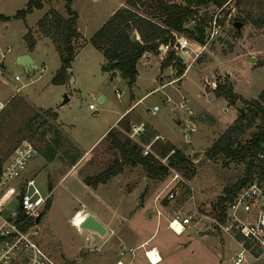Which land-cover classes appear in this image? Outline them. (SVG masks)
I'll list each match as a JSON object with an SVG mask.
<instances>
[{
	"label": "rangeland",
	"instance_id": "rangeland-1",
	"mask_svg": "<svg viewBox=\"0 0 264 264\" xmlns=\"http://www.w3.org/2000/svg\"><path fill=\"white\" fill-rule=\"evenodd\" d=\"M27 1L0 0V103L3 104L0 107V156H11L24 140H30L36 146L37 153L31 159L25 175L35 179L44 196L51 187L54 194L49 208L37 224L39 234L35 236L36 241L56 254L53 259L60 264H106L105 258L119 253L118 250L106 253L109 245L95 251L93 255L89 254L90 258L85 262L78 258V250L85 242L75 226L81 227L85 214L79 213L73 218L77 209L88 207L104 217H110L112 213H128L140 203L138 208L150 209L152 212L150 216L144 214L147 220L141 222L143 226H149L150 230L156 227L159 209L156 206L159 204L163 210L170 208L164 210L165 217H162L166 219L167 225L174 210L189 213L197 207L215 216L218 212L217 202L227 188L243 177L245 163L225 156L210 159L205 155L237 117V107L217 97L213 89L219 80H232L233 89L239 96L246 100L258 98L264 89V29L242 25L241 33L238 34L235 28L237 9H233L223 34L199 56L181 78L182 81L177 79L168 83L178 75L174 74L172 66L162 69L165 52L161 58L155 55L139 64L140 75L134 88H130L121 76L111 79L112 73L103 69L105 58L102 52L88 41L85 49L82 48L71 63L70 80L58 85L52 80L61 67V60L50 40L38 42L34 55L38 67L31 73L19 60L25 55L23 53L27 44L24 35L27 27L36 29L37 22L50 9L66 16L65 0L47 2L42 9L34 10L25 19L16 18L15 14L26 6ZM125 1L74 0L73 9L79 14L78 27L84 38L90 39L106 15ZM9 46L11 52L7 53ZM188 63L184 64L185 68ZM117 91L122 94L121 99ZM149 92L135 105L132 114L167 140L156 142L153 151L158 153L159 145L168 144L169 141L177 150L189 156L192 162L187 171L185 168L176 169L188 184L177 190L175 199L170 201L165 197L169 175L162 180L151 181L141 165L125 166L122 173L100 184L97 190L92 186L86 189L85 185L77 184L79 176L76 172L68 174L56 186L58 175L67 169L69 160L65 161L64 157L68 158L66 153L70 150L67 144L63 143L60 147L57 144L56 138L60 134L58 127L69 138L79 141L82 147H88L113 118V110L120 105L128 107L134 99L133 94L137 100ZM102 94L107 97L104 102L100 101ZM90 104L96 109H90ZM154 105L160 108L156 114L150 112ZM239 106L243 104L239 103ZM148 131L147 128L138 138V144H148L153 140L155 136L152 137ZM254 131H249L243 141ZM126 136L124 133L119 138L124 140ZM61 140L64 142L63 136ZM196 152L199 154L193 155ZM118 158L119 150L109 137L96 148L81 173L95 176ZM55 167L59 174L54 172ZM137 180L142 185L133 188ZM143 196L152 198L153 203L145 207ZM140 197L142 202L139 201ZM18 206V200L11 199L5 204L3 213L9 215ZM202 226L198 223L192 232L202 241L193 248L196 259L194 263L184 260L185 264H232V256L240 250L239 245L221 232L206 230L200 233ZM110 233L113 236L111 230ZM204 241L212 248L210 256L215 261L202 256L197 258L203 252L200 248H204ZM178 245L185 248L188 243L182 238L178 240ZM150 256L155 259L152 253ZM99 257L102 258L99 260ZM243 264H264V255L259 260L247 257Z\"/></svg>",
	"mask_w": 264,
	"mask_h": 264
},
{
	"label": "trees",
	"instance_id": "trees-1",
	"mask_svg": "<svg viewBox=\"0 0 264 264\" xmlns=\"http://www.w3.org/2000/svg\"><path fill=\"white\" fill-rule=\"evenodd\" d=\"M54 0H28L26 6L17 11L16 18L25 19L36 9H42L45 3ZM74 0H65L67 15L64 16L55 9H50L38 22L36 29L27 27L24 40L28 50H33L36 44L34 34L49 38L61 60V67L52 82L63 85L71 78V68L76 54L88 42L78 30V12L73 9ZM229 0H127L126 5L117 9L113 15L90 38L92 45L102 52L105 63L103 69L112 73V77L119 72L130 88H133L138 79V62L146 54L159 55L163 47L170 44V50L163 58L162 69L177 67L180 76L185 65L180 57L179 46L175 41L174 33L185 35L191 39L203 42V28L196 27L193 32L188 24L200 8L220 7ZM237 9L235 22L252 25L264 29V0H231ZM229 11L226 12L228 14ZM6 19V18H4ZM235 28H237L235 26ZM136 33V38L132 35ZM240 34L241 30L237 29ZM181 80V79H180ZM214 94L224 98L229 105L237 107L235 121L221 134L206 151L205 155L214 159L225 156L245 163V172L233 186L227 188L220 197L216 208L223 212L225 205L231 202L237 193L250 181L252 176L253 160L264 149V89L257 99L246 100L233 89L230 81L219 80ZM239 103L243 106H239ZM56 117V114L53 115ZM255 131L247 137L248 132ZM129 128L127 129V131ZM114 146L119 150L120 158L103 172L88 176L84 182L93 188L106 183L112 177L122 173L125 166L141 165L151 181L162 180L169 173V167L177 170H189L192 165L189 156L184 155L171 143L160 144L158 153L162 157L168 156V166L153 155L143 156L141 146L133 142L128 136L121 140L114 129L107 134ZM171 151H174L170 154ZM170 154V155H169ZM4 158L0 156L1 164ZM192 176V173H191ZM48 200L45 211L49 208Z\"/></svg>",
	"mask_w": 264,
	"mask_h": 264
},
{
	"label": "built area",
	"instance_id": "built-area-1",
	"mask_svg": "<svg viewBox=\"0 0 264 264\" xmlns=\"http://www.w3.org/2000/svg\"><path fill=\"white\" fill-rule=\"evenodd\" d=\"M233 9L235 8L231 0L220 7L211 6L210 8L198 9L188 26L194 24L195 28H203V42L174 33L175 41L179 46L180 57L184 64L189 63L180 76L168 83L181 79L199 56L217 41L223 34ZM227 11H229L228 14H226ZM170 48V44L165 45L163 53L168 52ZM8 52H11L10 46L7 48ZM173 70L174 74L179 75L177 67H173ZM16 79L18 80L19 77L16 76ZM120 94V91H117L119 97ZM167 100L169 101V99ZM0 107H3L2 103H0ZM90 109L95 110L96 108L90 104ZM159 109L158 105H154L150 112L156 114ZM146 130L147 126L144 122L133 124L127 132V136L137 143L139 142L138 138ZM164 140V136L156 135L148 144H139L143 156L153 155L168 166V156L162 157L152 149L156 142ZM36 151V146L32 141L24 140L15 148L11 156L4 158L1 164L0 264H59L44 251L35 239V236L39 234L37 218L42 214L49 200V196H44L41 193L35 179L25 175ZM173 152L171 151L170 154ZM168 175L169 181L165 186V190H167L165 197L171 201L175 199L177 190L188 183L174 167H169ZM190 188L193 190L191 186ZM194 198L192 195L193 201ZM11 199H17L19 206L13 209L9 215H5L3 213L5 204ZM162 217H165L164 212L159 208L157 209V218L160 220ZM198 220L204 224L207 231L211 233L221 232L239 245L240 250L232 256V264H243L247 257L254 260L262 258L264 255V149L253 160L250 181L231 202L226 203L223 212L218 210L216 215L212 216L207 211L199 210L197 207L189 213L174 210L168 219L167 226L176 234H182L188 225L193 222L196 223ZM135 250L129 248L128 251L134 255ZM155 250L156 248L145 250V255L151 264H157L162 259L160 253ZM151 252L152 254L156 252L159 255L156 262L150 257ZM124 255L125 251H122L121 256Z\"/></svg>",
	"mask_w": 264,
	"mask_h": 264
},
{
	"label": "crops",
	"instance_id": "crops-1",
	"mask_svg": "<svg viewBox=\"0 0 264 264\" xmlns=\"http://www.w3.org/2000/svg\"><path fill=\"white\" fill-rule=\"evenodd\" d=\"M176 1L180 2V0H176ZM125 5H126V1L121 2L119 5H117V7L112 9L108 13V15H106V17H105L106 19L105 18L103 19L102 25L113 15V13L117 9L124 7ZM78 19H79V14H78ZM77 25H78V21H77ZM78 30H79V27H78ZM79 32H80V30H79ZM35 35L37 36L35 47L33 48V50L30 51V50H28V47L26 45V48H25L24 53H23V55L25 54V55L30 56L32 61H33V64H34L32 69H29V68L27 69V67L25 66L26 70L29 73H31L33 71V69H36L38 67L37 59L34 56L35 50L37 49L38 42L50 40L49 38L44 37L42 35H41V37H38L37 33ZM81 35H82V33H81ZM93 35H91V37ZM82 37L84 38L83 35H82ZM85 40L89 41L90 39H85ZM87 43L82 47L83 49H85V46L87 45ZM80 50H79V52H80ZM90 51H92V53H93V50H90ZM162 53L163 52H161L157 56H160V58H161ZM19 56H22V55H18L17 57H19ZM152 56H155V54L146 53L139 60L138 66H137L138 73H139V64L144 59L150 58ZM71 74H72V72H71ZM139 75H140V73L138 74V78H139ZM118 76H121L119 72H117L111 79L115 80V78H117ZM230 81L232 83H234L232 80H230ZM136 84H137V82H136ZM136 84L134 85V87L136 86ZM150 93L151 92L147 93L146 95H144L143 97H141L140 99H137V100L135 99V95L133 94L134 99L131 100V104L128 107L123 108V106L120 105V107H117L115 110H113V114H114L113 118L106 125V127L102 131V133L96 139H94V141L91 143V145H88V147H82V145L80 144L79 141L72 140L63 131H61L60 128L58 127L60 134H58L57 138H56L57 144L59 145V147L63 143L67 144L68 149H70V150L66 153V156H68V158L64 157L65 161H67V159L69 160L66 171H64L63 174L62 173L59 174L57 171L58 169L56 167L54 168V172L59 174L58 175L59 179H58V183L56 184V186L59 183H61V181L68 174H70V173L72 174V173L76 172V173H78V176H79V180H78L77 184L85 185L87 187L86 189H88V187H90V186L86 185L84 180L88 176H94V174L84 175L83 173H81L82 169L91 160V157L94 154V151L96 150V148L105 139L108 138L107 134L110 130L114 129V131L118 134V136H121L124 133L127 134V132L130 130V128L133 124H136V123L138 124L140 122L137 119V117H135L132 114L134 111V107L136 104L140 103ZM121 96H122V94H121ZM121 96L120 97L118 96V98L121 99L122 98ZM106 99H107L106 94H102L100 101L104 102V101H106ZM146 126L149 129V131L152 133V137L156 136V135H161L160 133H157L156 131L151 129L148 125H146ZM128 128H129V130L127 131ZM149 131H148V133H149ZM61 136L64 137V139H65V140H63L64 142H62ZM164 141H167V140L165 139ZM164 141H162V142H164ZM168 143H169V141H168ZM55 150H58V149H55ZM36 153H37V151H36ZM54 154H55V152H54ZM52 161H54V160H52ZM65 161H63V163H65V165H67V162H65ZM146 179L147 178H145V181H146ZM141 185L142 184H141L140 180H137L136 183L134 184L133 188H135L136 186H141ZM99 186H100V184L97 187H95L96 190L99 188ZM129 190H131V189H129ZM143 194L144 193L141 194V197ZM45 196H49V201L51 200L52 197H54L52 187H51V190L49 191V193ZM143 198H145L144 203H143L145 205V207L149 203H153L152 198H149L147 196L146 197L143 196ZM53 200H54V198H53ZM142 200L143 199L141 198L139 201L142 202ZM138 205H140V203H138ZM138 205L136 208H134L133 210H131L128 213L127 212L112 213L110 217L108 216L110 219H108V217H104V216L100 215L99 213H97L96 211H94L88 207H82L80 209H77L73 215V218H74V216H76L79 213H84L85 216L91 214L96 219H98L106 227V230H107L105 235H100L95 231L87 230V229H83L79 226H75L73 219H72L73 225L79 230V232L84 237L85 243L81 244V246L78 250V254H77L78 258L81 260V262H85L84 260H86L87 258H90V257H88L89 254L93 255L95 251H99L104 246L109 245V247H108L109 249L106 251V253H110L114 250H118L119 253L113 257L105 258V260H107L106 264H118V263L119 264L120 263L121 264H151L145 255V250L149 249V248H156L155 251H158L160 253V256L162 259L157 264H185L184 260L193 261V263H194V259H196L195 255H197V254L194 255L192 253L193 248L195 247V245L197 243H202V241L200 238L195 237L192 232H194V228L198 226V223L199 224L201 223L203 226H202V229L200 230V233H203V232L205 233L206 229H205L204 224L202 222L192 223L186 227L185 231L182 234H176L175 232H173L172 230L167 228V221L165 218H161L160 220H158V218H157L156 227L154 229L150 230V228H148L149 226H143L141 224V222H143L144 220H147L146 216H150L152 214V212L150 209L145 210V208H142V207L138 208ZM158 207L161 210H163V207H161L160 204ZM168 208L169 207L164 208V210L166 211ZM164 210H163V212H164ZM144 211H145V213H144ZM144 214L146 216H144ZM160 221H161V224L159 225ZM162 224H163V228L161 227ZM110 230L113 232V236L110 233ZM170 231H172L174 234H171ZM182 238H183V240H186V243H188V245L185 248L182 246L180 247L178 245V240L182 239ZM38 243L40 244V246L42 245L40 242H38ZM203 243H204V248L203 249L200 248V251H203V252L199 253L198 254L199 256H197V258L202 256V257L208 258V260L210 259L212 261H215V260L211 259V256H210V254L212 255V253H213L211 251L212 248L207 244L206 241H204ZM41 247L44 249V251L50 257L53 258V255L54 256L56 255L54 253L49 252L44 246H41ZM129 248L136 249L134 255L128 251ZM121 251H125L124 256L120 255ZM85 253H86V255H85ZM158 256L159 255H157V259H158ZM102 257H99V260Z\"/></svg>",
	"mask_w": 264,
	"mask_h": 264
},
{
	"label": "water",
	"instance_id": "water-1",
	"mask_svg": "<svg viewBox=\"0 0 264 264\" xmlns=\"http://www.w3.org/2000/svg\"><path fill=\"white\" fill-rule=\"evenodd\" d=\"M242 25H243L242 22H235V26L237 27L238 30H241ZM189 30H191L193 32H196L195 31V25L194 24H191L189 26ZM136 36H137V34L134 33L132 35V38H136ZM19 62L22 63L23 65H25L27 67V69L28 68L29 69H32V67L34 66L31 57L28 56V55L22 56L20 58ZM67 71L70 72V69H67ZM65 97H67V96L65 95ZM197 154H199V152H196L193 155H197ZM42 216H43V213L37 218V223L40 222ZM81 228L95 231V232H97L100 235H105L106 234V231H107L106 230V227L98 219H96L91 214L85 216V218H84V220L82 222Z\"/></svg>",
	"mask_w": 264,
	"mask_h": 264
},
{
	"label": "bare ground",
	"instance_id": "bare-ground-1",
	"mask_svg": "<svg viewBox=\"0 0 264 264\" xmlns=\"http://www.w3.org/2000/svg\"><path fill=\"white\" fill-rule=\"evenodd\" d=\"M79 218V217H78ZM85 218V217H84ZM82 225V224H81ZM152 253V252H151ZM151 253H150V255H151ZM153 256H155V259H153L151 256V259L153 260V261H156V259H157V254H156V252L153 254Z\"/></svg>",
	"mask_w": 264,
	"mask_h": 264
}]
</instances>
